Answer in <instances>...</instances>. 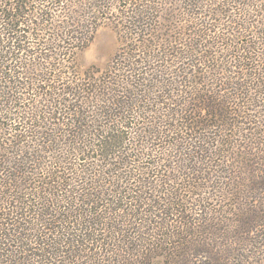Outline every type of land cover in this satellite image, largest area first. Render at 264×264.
Segmentation results:
<instances>
[{
    "label": "trees",
    "instance_id": "16d2710c",
    "mask_svg": "<svg viewBox=\"0 0 264 264\" xmlns=\"http://www.w3.org/2000/svg\"><path fill=\"white\" fill-rule=\"evenodd\" d=\"M242 159L264 175V0H0V264H189Z\"/></svg>",
    "mask_w": 264,
    "mask_h": 264
},
{
    "label": "rangeland",
    "instance_id": "374dc122",
    "mask_svg": "<svg viewBox=\"0 0 264 264\" xmlns=\"http://www.w3.org/2000/svg\"><path fill=\"white\" fill-rule=\"evenodd\" d=\"M117 48L115 31L108 27L101 28L92 44L80 54V63L85 68L91 65L103 68L112 59ZM238 161L242 163L239 169L234 171L232 166L235 162L230 161L228 167L222 168V178L208 181L210 187H221L219 193L208 192L207 197L210 199L205 204V208L214 210L216 214L210 216L201 213L200 218L208 219L209 223L201 221L204 234L194 239L199 250L195 253L196 259L187 261L189 264H264V249L255 251L253 247L241 242L246 237H251L252 241L258 243L264 239V228H255L258 224H263L261 220H264V195L259 189L260 177L264 181V175L261 176L258 172L262 168L255 161L251 167H248L250 163L246 160ZM242 183L244 186L240 187ZM221 193L231 195L218 202ZM239 220L243 228L238 225Z\"/></svg>",
    "mask_w": 264,
    "mask_h": 264
}]
</instances>
